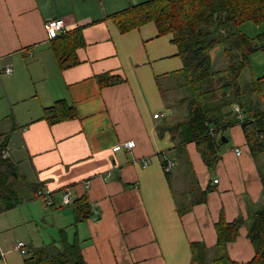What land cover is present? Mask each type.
Returning a JSON list of instances; mask_svg holds the SVG:
<instances>
[{"label": "crops", "instance_id": "1", "mask_svg": "<svg viewBox=\"0 0 264 264\" xmlns=\"http://www.w3.org/2000/svg\"><path fill=\"white\" fill-rule=\"evenodd\" d=\"M143 1L0 0V99L11 110L10 117L3 113L8 122L0 130L1 139L8 154L11 146L27 160L33 175L28 201L37 204L42 220L51 219L47 242L69 227L68 236L77 234L86 264H193L192 243H203L213 254L221 213L231 222L239 215L247 219L264 206L261 173L244 129L240 133L235 128L230 129L235 154L223 160L219 175L207 186L218 193L206 195V200L219 196L223 209L217 199L210 209L198 204L187 215L179 214L174 187L181 197L184 185L198 188L199 195L205 190L190 158L198 148L187 139L186 126H176L189 115L187 102L181 100L187 94L183 60L171 36H159L154 22L122 32L110 18ZM55 18L63 19L66 31L81 29L84 45L75 50V65L62 67L47 38L46 23ZM220 52L212 53V67ZM7 65L11 74L3 72ZM103 74L120 81L100 86L97 76ZM258 92L243 102L246 114L264 110ZM60 100L73 106L76 116L50 123L45 109ZM126 141L133 142L130 149ZM164 160L173 162L169 175ZM39 187L50 191V203L33 199ZM64 190L72 202L86 197L90 204L91 216L75 227L71 203L61 202ZM1 221L0 216V226L11 225ZM246 233L243 225L236 240L227 244L234 261L254 256ZM1 246L0 239V258ZM31 246L40 245L24 243L26 251Z\"/></svg>", "mask_w": 264, "mask_h": 264}, {"label": "trees", "instance_id": "2", "mask_svg": "<svg viewBox=\"0 0 264 264\" xmlns=\"http://www.w3.org/2000/svg\"><path fill=\"white\" fill-rule=\"evenodd\" d=\"M120 31L125 32L154 22L159 36L170 35L176 45L178 55L183 60L181 73L184 76L186 101L189 115L186 121L176 126L185 125L187 139H192L201 152L207 165H212V156L217 159V149L221 139L210 136V127L217 131L237 122L238 118L231 109L237 103L246 117L253 118L256 127L250 122L241 123L245 131L248 146L254 159L264 151V110L248 112L243 110V102H248L259 91V78L250 82H240L239 77L250 63L251 56L257 51L264 52V31L254 36L242 30L245 23L264 22V0H145L131 5L110 16ZM52 48L62 67L79 62L75 54L78 46L84 45L81 29L66 31L51 39ZM220 49L226 60V67L213 69L212 53ZM100 86L113 85L120 81L117 76L103 74L97 76ZM255 81V82H254ZM216 83V85H215ZM234 114H233V113ZM50 123L63 121L76 116L75 108L64 100L45 109ZM185 134V133H184ZM262 134V135H260ZM6 150L5 139L0 134V208L12 207L28 201L16 197V189L9 182L13 164L2 156ZM183 154L182 146L178 147ZM166 165V160L163 161ZM11 169V170H12ZM167 171V175H169ZM264 198V175H260ZM207 191H201L198 199L188 205H179V214L189 211L193 205L206 200ZM72 225L91 216L90 204L86 197L71 203ZM247 228L246 236L254 249V256L246 262L231 259L227 244L236 240L239 229ZM216 243L213 254L201 242L192 243L193 264H264V206L247 219L242 216L231 222L226 221L223 213L215 223ZM23 264H86L81 253L80 240L76 233L70 239L64 228L58 230V239L41 246H31L25 252Z\"/></svg>", "mask_w": 264, "mask_h": 264}, {"label": "rangeland", "instance_id": "3", "mask_svg": "<svg viewBox=\"0 0 264 264\" xmlns=\"http://www.w3.org/2000/svg\"><path fill=\"white\" fill-rule=\"evenodd\" d=\"M242 30L246 32L250 36H254L256 33L264 31V22L260 24H253V23H245L242 26ZM226 65L225 58L223 57V54L217 53L213 62V69H220L224 68ZM259 78V86L260 91L258 94L262 97L263 103H264V52L263 51H257L255 52L251 58L250 63L247 67H245L239 77L240 82H250L251 80ZM178 80V79H177ZM162 87L167 88V82L165 79L160 80ZM255 82V81H254ZM216 85V83H215ZM173 93H176L178 96L182 95V92L180 90H175ZM250 99V98H249ZM6 106L2 103V99H0V130H3V124L4 122L7 123L8 121H4L3 119V113L4 111H7L9 117L11 116V110H6ZM239 129V132H242L241 123H237L235 125L230 126L229 128H225L222 131L217 133V138L221 139L222 136H226L229 138L228 142L222 143L221 147L217 149L216 155L217 159L214 160L212 156H209L212 160V165H207V163L204 161L202 154L199 150H196V153H192L191 162H192V169L195 171L197 179H200L204 185L205 190L207 191V195H211V193H218L217 190L210 191L208 189V184L212 182V179L215 175H219L220 169L223 166V160L228 157L229 154H235V151L232 149L235 145L233 140L230 138V129ZM245 146V144L243 145ZM10 153L8 154L7 149L6 153L7 155L2 153V156L4 158H9L11 163L13 164V169L10 167L9 170L12 171L13 174L9 177V182L12 183L14 188L16 189V197L29 199L31 196V189L33 187L32 181H33V175L31 173V170L29 166H27V160L22 158L21 154L14 153L12 149L10 148ZM240 149V148H239ZM241 150V149H240ZM242 151V150H241ZM264 153V151L262 152ZM20 156L21 158H18ZM178 163V162H177ZM254 166H256L258 173L264 172V154H261L260 156L257 155L255 158ZM12 169V170H11ZM177 166L175 165L172 169L173 175L177 173L176 171ZM175 184H173V187ZM185 193L181 197L180 191L178 187H174V193L178 194V198L180 203L179 205L181 208L183 205H188L191 203V201H194L195 199H198L199 197V189L193 188L191 185H184ZM175 189L178 191H175ZM208 197V196H207ZM34 198V197H33ZM184 198V199H183ZM217 199L219 200L220 209H223V206L221 204L220 198H216V196H209L207 200L204 202L198 203L199 205H208L209 209L214 206V203H217ZM195 204V205H198ZM3 204L0 202V207ZM35 205L30 201H25L23 203H20L18 205H15L14 207H2L0 208V216L2 218L1 224L4 225L7 224L8 220L11 224L7 228L5 226H0L2 229L0 231V239L2 241V258H0L1 264H4V261L9 260L10 264H22L23 258L25 257V254H22L18 249L15 248L18 241H22L24 243H29L30 241L33 242L34 245L39 244L40 246L49 243L47 241H50L48 238V234L50 233L49 230H51L50 224H48V221H50V216H45L44 220L41 219V214L37 209H35ZM193 205V206H195ZM192 206V208H193ZM192 208L183 213L182 215H187L188 212L192 210ZM48 210V209H47ZM241 216V215H239ZM237 216V217H239ZM8 218V220H7ZM67 233H71L72 229L69 227L66 228ZM57 239V238H56Z\"/></svg>", "mask_w": 264, "mask_h": 264}, {"label": "built area", "instance_id": "4", "mask_svg": "<svg viewBox=\"0 0 264 264\" xmlns=\"http://www.w3.org/2000/svg\"><path fill=\"white\" fill-rule=\"evenodd\" d=\"M65 31H66V26L64 24L63 19L55 18V19L49 20L46 23V33H47L48 40H51V39L57 37L58 35L64 33ZM3 72L6 74H11L12 73V67L9 65L5 66V68L3 69ZM231 109L236 113V116L238 118L239 123L250 122V123H252L253 126H255L254 128H256L257 131L259 130L255 125L254 119L250 118V117H246L245 114L242 112L240 106L237 103L232 104ZM153 116H154V118H157V117H159V114L155 113ZM218 132L219 131L215 130V128L210 127L209 131H208V135L214 136V135H217ZM260 135H262V134H260ZM124 146L126 148L130 149L133 146V142L132 141H126V142H124ZM2 153L7 155L6 150H3ZM240 153H241V151L239 149L236 150L237 155H240ZM172 166H173V162L167 160L166 165L164 166V169L166 171H169ZM215 182H216V180H215ZM33 197H34L33 199L47 200L48 203H50V200H49L50 191H48L42 187H39L38 189H36ZM61 202L64 205L72 203V198L70 196V193L67 190L63 191ZM15 247L17 249H19L22 254H25L26 250L24 249V243L18 242Z\"/></svg>", "mask_w": 264, "mask_h": 264}, {"label": "water", "instance_id": "5", "mask_svg": "<svg viewBox=\"0 0 264 264\" xmlns=\"http://www.w3.org/2000/svg\"><path fill=\"white\" fill-rule=\"evenodd\" d=\"M221 142H226V138H225V136H222V137H221Z\"/></svg>", "mask_w": 264, "mask_h": 264}]
</instances>
